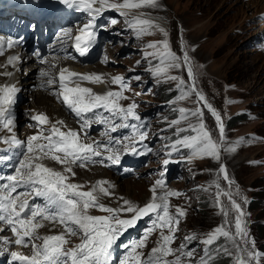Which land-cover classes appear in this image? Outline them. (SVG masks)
I'll return each mask as SVG.
<instances>
[{
    "label": "rangeland",
    "instance_id": "374dc122",
    "mask_svg": "<svg viewBox=\"0 0 264 264\" xmlns=\"http://www.w3.org/2000/svg\"><path fill=\"white\" fill-rule=\"evenodd\" d=\"M112 1L123 2V0ZM158 1L155 7L145 5L138 9L125 10L128 12L127 16L121 15L115 9H110L112 12H104L105 23L110 21L105 29L109 41L102 45L95 59L80 65L67 62L59 67L81 66L86 70V66L98 62V67L105 69L109 81L102 83L84 81L93 91L96 90L95 86L107 87L105 85L107 82H112L113 76L123 77L129 85L128 89L124 90L127 99L120 100L119 103L124 108L128 107L124 105L128 102L137 105L134 111L139 116L142 126H145L142 131L148 130L146 132L148 139L145 142L148 143L149 149L144 150L145 159L140 160V164L131 175H121L104 168L106 178L109 176L113 181V191H120L118 200L125 197L126 193H130L131 197H134L131 202L140 206V199L149 196L156 182L162 180L164 186L159 189L157 187V194H162L164 191L180 193L178 197H170V210L174 211L175 207L179 206L187 213L186 217L180 218L179 230L175 233L176 239L171 247L178 248L185 243L186 237L195 236L196 239L187 243L185 250H195L197 260L204 254L203 250L208 248L209 253H214L210 258L224 256L229 259L227 264H234L235 255L228 256L222 251H217L223 247L234 251L232 241L220 237L213 245L202 243L208 233L225 224L226 220L235 231L236 210L231 206L227 196L220 195L217 198L218 189L215 185L218 182L220 190L231 192L235 201L241 205L247 238L250 242H255L254 251L260 253L257 264H264V248H262L264 246V0ZM94 6L97 7V4ZM137 17L152 21L153 26L149 27L146 33L138 35L137 29L130 24ZM112 20H116L117 23L113 24ZM159 20L163 21L161 26ZM160 29L167 32V36ZM165 39L181 61L184 54H187L188 63L191 64L194 72L196 90L204 94L207 103L211 104L221 116L225 138L221 141L220 161L210 157L189 160L191 154L189 149L180 146L178 150L172 148L178 138L176 127L186 128L189 123H198L196 117L190 116L187 120H182L179 126L172 125L173 120L180 119L178 111L180 108L189 110L203 108V121L214 140L218 139L219 126L207 105L199 101L195 94L184 100H178L181 90L177 88V81L169 80L166 76L153 75L152 69L159 65V59L145 54L155 51L148 47L150 43ZM100 59L106 62L101 63ZM187 67L188 64L185 63L181 69L170 70L168 75L180 76L185 81L184 90L190 91L193 79L187 75ZM137 76L140 77L139 80L136 79ZM45 83L48 87V81ZM116 88L122 90L119 84L114 89ZM38 93L40 92H34L28 96V99L22 101L19 105L21 109L29 108L35 94ZM43 93H48L51 101L64 109L61 106L64 102L61 99L57 101L53 96L58 90H55L53 95L49 89ZM29 98L32 100L29 101ZM29 110L31 111L30 108ZM106 113L105 111L104 114ZM22 114L26 115L25 119L21 118V114L18 119L16 118L21 122L17 123L18 135L27 142L28 136L25 134L28 130V119L34 115L27 109ZM235 115L239 118L231 123L229 119ZM119 123L121 124L120 121ZM72 127L74 124L68 126V128ZM188 134L195 135L185 132L181 133L179 138ZM81 140L95 146L94 141L86 137L85 133ZM105 143L102 142L103 145ZM229 148L234 150L229 151ZM121 149L125 150V147ZM131 152L128 150L127 154ZM118 153L120 157H126V155L121 156L120 151ZM49 161L51 159H44L42 162L48 164ZM73 165L90 172L88 164L84 167ZM221 165L226 166L229 180L223 178V173L220 172ZM76 181L80 182L79 179ZM93 187L92 183L84 184L82 191H91ZM97 195L105 197L101 193ZM110 197L112 195H106V198ZM150 199L151 197L147 202ZM99 201L102 202L100 199ZM104 204L117 208L113 202ZM221 205L228 212L227 217L221 212ZM89 214L107 215L92 208ZM47 224H50L52 229L43 228L38 232V236L60 234L64 231L59 223ZM149 227H151L150 218L137 222L135 226L124 231L111 249L110 264H121L131 251V248H126L125 245L130 246L133 242L143 239ZM157 231L149 235L146 247L138 249L144 253L145 260L160 239ZM165 233L168 234L166 230ZM67 238L69 244L66 247L69 248L80 242L79 236ZM237 239L239 240V237ZM41 243V240L34 239V244ZM249 249L252 250L251 245ZM26 253H33V247L26 250ZM167 259L173 260L174 257L169 256Z\"/></svg>",
    "mask_w": 264,
    "mask_h": 264
},
{
    "label": "snow or ice",
    "instance_id": "6c2138e0",
    "mask_svg": "<svg viewBox=\"0 0 264 264\" xmlns=\"http://www.w3.org/2000/svg\"><path fill=\"white\" fill-rule=\"evenodd\" d=\"M63 3L72 5L78 4L81 10L87 11L92 19L83 27L79 28V34L75 36V48L84 55L88 52L89 46L96 38L95 18L105 8L115 9L121 15L127 16L128 9H138L145 5L155 7L158 0H123L122 3L110 2V0H62ZM99 3V8H94L93 5ZM113 24L116 20L111 21ZM132 26L137 29V34H143L148 31L149 27L153 26V22L148 19L135 18L131 22ZM167 36V32L160 29ZM65 35H70V30L65 32ZM5 44L11 47L14 41L9 38L7 41L0 37V54H3ZM149 48L155 51L146 53V56H154L159 59V65L153 71L156 77L166 76L167 79L177 81V88L181 90V95L178 100H184L191 94H195L198 100L207 105L208 110L216 119L219 126L218 139L214 140L211 131L207 128L203 121V108L189 110L186 108L178 109L180 119L171 122L174 126H179L182 120H187L190 116L196 117L198 123H189L187 127H176L177 139L172 145L173 150H178V146L189 149V160L196 158L210 157L216 161L221 158V141L225 138V128L220 114L207 103L204 94L196 90L195 77L192 66L188 63L189 58L185 53L183 61L174 53L168 40L150 43ZM18 57H10L9 62H13ZM187 63V75L192 77L193 82L190 91H185V81L180 76L168 75L172 69H181L183 64ZM47 76V72L41 73ZM140 79L139 76L136 77ZM82 81L91 83H102L103 78L98 74H79L69 69H61L59 73V86L61 91L57 95L62 97V101L67 107L81 118L83 123L81 127L87 129L93 122L86 117V114L92 113L94 118L101 124L108 125L105 135L109 131L115 132L119 127L135 129V125L127 123L129 117L139 120V116L135 113L137 105L135 103L124 108L119 101L127 99L124 96V90H127L129 85L121 76L113 78L112 82L121 86V91H107L103 94L93 92L89 87L81 86ZM49 84L54 83V80L49 79ZM73 85V86H70ZM16 88L14 86L0 87V124L11 131L13 125V116L11 113V105L14 103V94ZM103 109L110 115L105 117L97 110ZM120 119L123 123L115 124L116 119ZM40 126L49 124V118L45 114H36L32 117ZM63 121H57L56 124H51L47 130L48 135H44L42 131L38 135H33L28 138L26 148L28 155H25L15 169V175H10L6 178L7 183L0 184V222H6L10 230L16 235L15 244L19 246H27L32 242V238L42 241L41 244H32V255H25L21 252L12 251L10 256L13 261H19V264H110L111 249L116 243L120 235L127 229L135 226L143 217L151 219V227L144 233V238L133 242L130 246L131 251L121 261V264H210L209 249L203 250V255L197 260L195 258V250H185L187 243L196 239L195 236L185 238V243L178 248H172L171 245L175 242V233L179 230L181 217H186V210L175 207L172 211L170 206V197H178L180 193L173 191H164L162 194H157V187L162 188L164 182L158 180L156 186L151 189L152 196L149 202L144 206H139L129 200L123 201L121 207H107L99 202L97 193L110 195L108 188L103 187L105 181L97 182V185L91 191H82L83 185L69 183V175L75 176L71 165L79 163V166L84 167L92 160L93 157H101L100 161L92 160V162L103 163V154L99 150V145L86 143L80 138V134L73 129L61 131L57 124L63 125ZM195 133L180 137L181 133ZM139 139L143 141L147 133L138 132ZM125 139H135V137H125ZM43 141V142H40ZM5 143H14L21 145L19 141L13 137L10 141L5 140ZM109 143H113L109 139ZM117 143H119L117 141ZM107 150V149H106ZM131 150L135 152V148H129L125 145V151ZM229 151L234 148H229ZM51 159L52 161L64 165L63 171H57L52 167H48L42 161ZM107 160L113 164L120 162V155L117 151H112L107 156ZM220 172L223 173V178L229 180L227 168L221 165ZM0 179H5L0 177ZM231 184V181H229ZM218 189L216 196H227L231 202V206L236 210L234 222L235 231L226 220L225 224L208 233L203 239L204 245H213L220 237L232 241L234 251H230L227 247L217 249L225 255H235L234 264H257L260 253L254 251V241L248 240L247 229L244 226V212L241 205L235 201L231 192H222L220 184L216 183ZM27 187L29 191L22 192L17 195V189ZM28 196L40 197L44 204H31ZM22 197H24L22 199ZM91 208H98L101 212L107 215H92L89 214ZM221 212L225 217L228 212L221 205ZM121 213H131L130 218H122ZM154 217V218H152ZM59 223L63 225L64 231L60 234L38 236L37 230L43 227V222ZM159 230V241L157 246L151 249V254L147 259H144V253L138 251L146 247V241L150 234ZM165 230L168 234H165ZM3 231V229H0ZM79 236L80 242L74 247H66L69 244L67 237ZM239 237V240L237 239ZM27 238V239H26ZM0 241L4 245H9L11 242L8 237H0ZM241 241L243 244H241ZM251 245L252 250L249 249ZM2 254V253H0ZM173 256V260H168L167 257Z\"/></svg>",
    "mask_w": 264,
    "mask_h": 264
},
{
    "label": "bare ground",
    "instance_id": "6f19581e",
    "mask_svg": "<svg viewBox=\"0 0 264 264\" xmlns=\"http://www.w3.org/2000/svg\"><path fill=\"white\" fill-rule=\"evenodd\" d=\"M57 1L60 3V5L63 8L68 9L70 11V13H73V14H82V12H80V11H78V12L77 11H74L75 10V7L74 6L76 4L68 5V4L63 3L62 0H57ZM110 1L113 2L112 0H110ZM99 7H100V5L98 3L97 8H99ZM154 20H157V19H154ZM159 21L161 22L160 23V26H161V24H163V21L162 20H159ZM95 42H97V38H95V40L93 41V43L89 46V50H88V52L86 54L80 55V56H78L75 59L74 62L76 64H79L80 65V64H84V63L90 62V59L92 57L93 50H94V47H95ZM100 62L101 63H104L106 61L100 59ZM56 63H57V60H53L50 63V65L52 66V69L51 70H48V68H45L46 69L45 71H48V75H49V78L50 79H52L51 78V75L53 74V72H52L53 70L54 71L55 70H58V72L57 71H55V72H57V74H59L61 69H69V70H71L73 72H76V73H79V74H85V75H87V74H98V75H100L103 78V81L108 80V77H109L107 74H105V72H104L105 69H102L101 67L100 68L98 67V64H99L98 62H95L94 65H92V64L90 65L89 64L90 66L89 65L86 66L87 67L86 70L88 72L86 70H83L81 68V66H78V67H73V66L72 67H69V66L68 67L67 66L65 67V66H62L60 68L59 65L56 66ZM65 63L66 62L61 63V65L65 64ZM20 67H21V65H20ZM102 72H104V73H102ZM18 78L21 79V83H28L29 82L28 80L31 79V78H33V76H32V73H29L27 76H23V77H21L20 74H16L12 78V80H15V79H18ZM45 82H47V80H45ZM58 82H59V79L57 80V83ZM44 85L46 87L47 86V83H44ZM70 86H73V85H70ZM81 86H83V87H89L90 88V86L85 85L83 82H81ZM101 86L102 85H99L98 87L95 86V88H96V91L95 92L96 93L103 94V93H106L107 91H112L113 90V83L112 82H107V84L105 85V86H107L106 88H104L103 86L101 87ZM53 87H54L53 86V83L51 85L49 84L48 87H46L47 89L51 90V94L52 95H53V90H52ZM43 91H45V90H43ZM60 91H61V89L59 90V92ZM53 96L56 97V100L57 101L60 100V99H62V97L59 96V95H57V94L56 95H53ZM29 99H30L29 101L32 100V98H29ZM18 108H19V116L21 114L22 115L21 116L22 119H25V116H26V115L22 114L23 111H25V109H27L30 112V114H32V115L45 114L49 118L50 123L43 125L44 128H39L38 126H40V125L38 124V122L35 121V120H33L32 118L28 119V124H27L28 130H27L26 134L23 133V134L27 135L28 137H31V136H33L36 133H40L42 131V129L44 131V135H48L49 132L47 130L51 127V124H56L57 121H63L64 122L63 125L57 124V127H60L61 131H68L69 128L67 127L66 123L73 122V120L70 119V115L68 114L66 108L64 107L65 110L64 109H61L58 106V104H56L55 102H52L51 99L49 98V94L48 93L40 92L38 94H35V98H34V100H32V102L30 103V106H29V108L31 109V111L27 107L24 110L21 109L20 106H18ZM97 111H99L100 113H102L105 117H108L110 115L109 113L104 114L105 111L103 109H100V110H97ZM72 116L73 115H71V117ZM86 117L90 119L91 117H94V116H93L92 113H88V114H86ZM52 118L55 119V120H53ZM17 119H13V125L11 126V129H12L11 131H8V129L4 128L3 126H0V129H2V132H0V144L4 141V138L5 137H8L9 136V137L13 138V137L19 136L18 135V128H17L18 126H17V123H21V122H18ZM119 121L121 123H123V121H121L120 119L117 118L115 120V122H116L117 125L120 124ZM31 123H33V125H31ZM82 123H83V121L81 120V118L77 117L76 114H75L74 125H76L78 127H81V124ZM92 128L93 129H98L97 127H95V123H92ZM31 129H33L32 132H31ZM120 129H125V128L120 127ZM25 135H23V136H25ZM92 138L94 139V141L95 140H97L98 142H99V140L102 141V137L99 134H94L92 136ZM40 142H43V141H40ZM101 144H102V142H101ZM90 164H93V165H88V168H89L90 172H85L84 171V168L82 170L81 168H77L74 165H71L73 171L75 172V176H72L71 174H67L70 177V179H69L68 182L69 183H76V184H80V185L92 183V186H96L97 185V182H99V181H105L106 183L103 185V187L109 189V192L111 193L110 195H112V197L106 198V195H105V197H99V199L103 202V204L104 203H108V202H113V203H115L117 205V207H121V206H123V201L125 199L126 200H129V201H132L133 200L134 197L133 196L131 197L130 193H126L125 197H122L120 200H118L119 192L120 191H118V192L113 191V189H112L113 181L110 179L111 177L109 178V176H108V178H106L107 175H106L105 169L103 167H95V166H97V164H95V163H90ZM45 165H47L48 167H52L53 169H55L57 171H61V172L63 171V169L65 167L64 165L58 164V163H56V162H54L52 160L49 161L48 164L45 163ZM106 169H108V168H106ZM88 176H90V177H88ZM77 179H79L80 182H77L76 181ZM159 188L160 187H158V189ZM81 190H83V188ZM151 196H152V193L149 196L146 195L145 198H141L140 199L141 203H139L140 206L145 205L146 204L145 202H147V200ZM23 198L24 197H22V199ZM102 202H100V203H102ZM104 205L107 206L106 204H104ZM136 205H137V203H136ZM107 207H109V206H107ZM92 209H94L96 211H99L98 208H92ZM126 214H129V215H126ZM130 214L131 213H121L120 215H121L122 218H125L126 219V218H129ZM45 226H47L49 228V230L52 229V226L51 225H45ZM60 227L61 228H64L63 225H61Z\"/></svg>",
    "mask_w": 264,
    "mask_h": 264
},
{
    "label": "trees",
    "instance_id": "16d2710c",
    "mask_svg": "<svg viewBox=\"0 0 264 264\" xmlns=\"http://www.w3.org/2000/svg\"><path fill=\"white\" fill-rule=\"evenodd\" d=\"M171 94H173V93H171ZM237 118H239V117H237V115H235V116H233V117H231L230 119H229V121L231 122V123H233V122H235L236 121V119ZM262 248H264V246H262ZM212 251V250H211ZM211 256H214V253L213 252H211L210 253V257ZM228 258L227 257H224V256H217V257H214V258H210V264H227L228 263Z\"/></svg>",
    "mask_w": 264,
    "mask_h": 264
}]
</instances>
